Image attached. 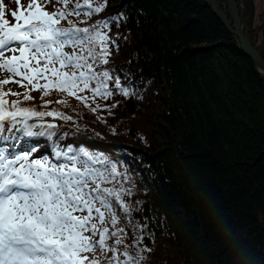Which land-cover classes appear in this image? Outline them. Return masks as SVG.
<instances>
[{
    "label": "trees",
    "instance_id": "1",
    "mask_svg": "<svg viewBox=\"0 0 264 264\" xmlns=\"http://www.w3.org/2000/svg\"><path fill=\"white\" fill-rule=\"evenodd\" d=\"M216 1L228 16L226 1ZM30 2L24 0L25 14ZM242 2L244 36L264 60V7ZM54 7L63 8L46 10ZM13 10L19 14L16 5L1 13L10 23ZM121 11L127 21L107 33L118 48L110 46L108 63L96 70L118 76L134 94L125 97L113 81L109 98L0 86V93H19L0 96L8 108L17 101L70 117H44L57 126L51 138L15 132L0 147H34L31 158L54 160L56 148L71 146L115 164L119 181L103 186L131 189L124 197L129 213L115 205L118 222L105 225L125 230L120 245L108 240L119 251L83 253V264H116L114 256L127 260L124 251L132 256L127 264H264V79L203 0H107L101 13L60 26H91ZM43 146L48 151L35 157Z\"/></svg>",
    "mask_w": 264,
    "mask_h": 264
},
{
    "label": "snow or ice",
    "instance_id": "2",
    "mask_svg": "<svg viewBox=\"0 0 264 264\" xmlns=\"http://www.w3.org/2000/svg\"><path fill=\"white\" fill-rule=\"evenodd\" d=\"M15 2L19 4V0ZM53 4L63 8L46 10ZM106 5L107 0H31L26 6L27 14H18L17 10L10 13L15 23L0 14V69L21 78L4 79L0 86L15 82L23 88L31 85L33 90H43L45 96L58 90L70 95L88 91L93 97L109 98L113 92L108 82L113 81L116 91L125 97L133 95L132 85L121 86L118 76L108 70H96L108 63L110 46L118 48L116 39L107 33L113 24L119 27L127 21L124 11L91 26L80 27L71 20L68 27L60 26L71 16L90 18L99 14ZM79 23L86 24L87 19ZM6 53L12 55L6 58ZM9 94L19 95L3 92L0 96ZM30 98L25 93L24 99ZM7 103L0 99L3 143L16 139L9 135L15 132L26 137L51 138L56 135L53 129L57 126L44 124V117L70 119L59 112L21 107L17 101L8 108ZM34 151V147L27 146L21 152L0 147V264H83L88 259L82 257L83 253L118 252V248L108 246V240L120 245L125 230L110 231L105 225L117 224L115 205L129 213L124 197L131 195V189L103 186L119 181L121 173L115 164L83 149L77 152L71 146L66 150L56 148L54 160L48 156L33 159ZM101 162L103 167L95 166ZM123 179L127 181L129 177ZM122 255L127 260L119 261L114 256L116 264H127L132 259L127 251ZM90 264H99V260L93 259Z\"/></svg>",
    "mask_w": 264,
    "mask_h": 264
},
{
    "label": "water",
    "instance_id": "3",
    "mask_svg": "<svg viewBox=\"0 0 264 264\" xmlns=\"http://www.w3.org/2000/svg\"><path fill=\"white\" fill-rule=\"evenodd\" d=\"M228 8V16H226L218 6L216 0H203V2L211 9V12L222 22L225 29L239 43L240 50L248 56L257 71L264 79V60L260 53L251 45L250 41L244 36L243 12L244 5L242 0H225ZM231 20V24L228 22Z\"/></svg>",
    "mask_w": 264,
    "mask_h": 264
},
{
    "label": "rangeland",
    "instance_id": "4",
    "mask_svg": "<svg viewBox=\"0 0 264 264\" xmlns=\"http://www.w3.org/2000/svg\"><path fill=\"white\" fill-rule=\"evenodd\" d=\"M0 3H2L3 6H4L3 8H0V14L4 13V14L8 15V9H12L15 5L19 8V11H22L23 10L24 0H19V4H17L15 2V0H0ZM257 5H258V7L262 6V8H263L264 7V0H257ZM4 79H10L11 81H15L12 76L2 72V70L0 69V81H2ZM1 87L14 91L15 88H16V83L15 82H10L9 84L2 85ZM11 141H13V140H11ZM39 145L40 144H38L37 142L30 144V146H39ZM47 149L48 148L46 146H43L39 151H37L35 153L36 154L35 157H38L42 153L48 151Z\"/></svg>",
    "mask_w": 264,
    "mask_h": 264
}]
</instances>
